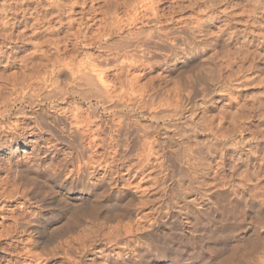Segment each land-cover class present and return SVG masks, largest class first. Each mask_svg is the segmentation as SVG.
Masks as SVG:
<instances>
[{
	"label": "bare ground",
	"instance_id": "obj_1",
	"mask_svg": "<svg viewBox=\"0 0 264 264\" xmlns=\"http://www.w3.org/2000/svg\"><path fill=\"white\" fill-rule=\"evenodd\" d=\"M185 1L188 5L184 4ZM223 1L177 0L169 5L168 10L161 8L163 0L4 1L0 8V38L7 33L9 42L17 37L16 41L21 43L22 48L31 44L37 48L34 49L37 51H30L32 56L28 54L24 59L21 58L22 66L26 67L31 63L30 60L32 63L36 59L55 60L52 68L48 72L45 70L44 74L47 73V76L43 75L44 79L37 80V85L35 80L32 85L30 82H24V85L21 83L23 81L20 82L22 89L19 88L23 95L20 99L25 101L24 107L17 108L16 112L8 98L5 101L9 104L4 100L0 102V105L5 103L0 107V153L10 143L18 141L28 147L38 144L39 139L33 138L36 135L35 130L40 133L48 132L51 137H56L55 141L60 140L61 143L79 141L81 147L71 161L69 160L73 164V172L65 171L66 167L56 170L52 164H47L49 162L35 159L37 157L34 158L35 161H30L33 159L29 150H25L27 147L23 149V157L5 163L1 162L3 159L0 161L1 225L9 219L13 221V229L4 226V231L0 230V237L4 239L3 236L7 237L12 233L27 232L23 250L19 251L22 253L21 260L13 263L10 259L9 264H46L51 258L57 263L61 259L60 264H192L194 261L191 258H195L199 264H264L263 52L258 49L253 51L257 61H251L250 66L243 69L246 83L239 84L237 81L241 77H232V87L229 88H240L243 97L240 113H234L236 115L232 119L230 118L233 114H229L231 127L224 128L227 126L219 125L220 128L215 130L208 123L207 117L197 116L194 108L196 93L199 91L193 84L186 85L185 76L179 80L180 85L169 87L172 78L181 76L185 68L191 66V61L195 60L191 51L194 48L193 43L198 39L196 32H205L201 42L213 44L218 49L227 45V40L222 36L224 29L213 38L205 31L208 19L202 15L205 12L210 17L214 16ZM248 1L241 0L247 4ZM32 3H37L34 8L31 7L33 11L29 10L32 15L41 19L51 16L59 18V26L49 29L46 27L49 36L44 40L41 38L45 37V31L33 34L37 30H32L33 35L26 36L25 30L29 28V24L25 22V13ZM189 6L195 12L191 20L176 17L177 8L183 10ZM230 7L226 6L223 10L229 17L234 16L232 9L228 10ZM20 11L24 13L20 16L24 17L20 18L24 19L20 20V24L25 22V29L21 28L19 31L17 14ZM36 19L34 22L38 21ZM255 27L261 25L256 22ZM64 28L69 30H66V34ZM62 32L64 38L60 36ZM70 36L75 38L72 55L68 54V43L74 40ZM44 45H52L54 51H51V47L44 48ZM75 45L78 46L77 52ZM78 49L85 52L82 56L84 61L80 60L77 65L74 62L78 57ZM67 54L71 56L67 57L69 61L64 60ZM5 57L6 52L0 49V58ZM38 60L35 63L43 66L44 62L38 64ZM163 65L166 68L158 72L157 81L147 76L150 80L145 88L142 87L145 84H137L150 68ZM70 66L74 68L70 69ZM136 70H140V74L132 72ZM126 71L131 76L129 80L130 76L126 74L128 77L125 78L129 80L125 79L127 82L121 76ZM37 72L39 71L31 72V76ZM114 72V79L110 81V73ZM17 84L18 82L15 85ZM41 84L49 89L40 95V91L45 88ZM140 85L143 88L140 96L124 94L126 89L132 90L134 94L138 93ZM25 88H30L31 92L27 99ZM2 94L4 93L0 95ZM3 96L0 99H4ZM78 99H81L80 104ZM69 101L72 102L67 107L65 104ZM82 102L88 106H83ZM72 103L78 104L79 108ZM45 104H49L51 108L47 112ZM26 107L31 109L27 110ZM23 119L25 122L29 121V126L33 125V130L20 131L24 124ZM101 135L104 145L114 149V157L111 158L117 162L118 170L113 173L114 177L106 179L104 175L95 182L91 175L98 171L99 165L94 164L95 168L92 166L94 169L90 171L87 164L89 161L86 162V159L87 152L91 151L90 148L97 141L94 138ZM200 136H204V140L196 143L203 149L200 151L207 155L203 157L198 153L203 158H212L219 152L223 156L229 148L232 147L235 151L239 148L234 163H230L233 179L230 178L228 188L222 191L210 189L209 194L201 193V197L196 198L197 204L190 203L191 211L188 213L192 217L188 218L193 227L187 234H183L180 228L167 231L168 223L163 221L164 207L160 206L161 212L156 216H139L136 210L154 200L146 198L142 201L139 199L140 203L137 202V195L130 188L134 185L130 179L146 173L165 187V181L175 178L176 173L188 172L189 162L192 161H189L192 159L190 155L194 151L189 149V154L180 153L187 142ZM84 138L87 139L88 147L83 144ZM198 157L195 158L199 160ZM201 157L200 160L203 159ZM143 239L152 241L151 249L141 248L139 245L136 254L127 251L132 243L140 244ZM185 245L194 246L190 252L193 255L191 258L183 257L189 254ZM217 256H220L219 259Z\"/></svg>",
	"mask_w": 264,
	"mask_h": 264
},
{
	"label": "rangeland",
	"instance_id": "obj_2",
	"mask_svg": "<svg viewBox=\"0 0 264 264\" xmlns=\"http://www.w3.org/2000/svg\"><path fill=\"white\" fill-rule=\"evenodd\" d=\"M4 1L5 0H0V8L3 6L2 4L4 3ZM175 1H177V0H163L164 3L162 4L161 8H163L165 10H168L169 7L171 5H173V3H175ZM32 4H29L30 8H29V6H27L29 9L25 13V16L27 18V21H25V22H28V24H29L28 27L31 28V29L27 28L25 30L26 33H27L26 36H31V35H33L36 32L38 33L40 31L41 32L45 31L46 33L43 32L45 37L42 36V38H41V40H44V39L48 38V36H49V34H47V32H49V31H47L49 28H51L53 26H59L58 25L59 24L58 23L59 18H57L56 16H51V17H47L46 19H41L40 17H36L34 14H33L34 15V17H33V15L31 14V12L33 11L31 9V7L34 8L33 6H36L37 3H32ZM89 4H91V3L89 2ZM184 4L188 5V3L186 1L184 2ZM45 6H47V5H45ZM226 6H231L232 7V8L230 7L228 10L232 9L231 13H233L234 16L229 17V16H226L224 14L223 10L225 9ZM39 7H41V6H39ZM39 7L37 6V8H39ZM30 9L32 11H29ZM192 9L193 8L190 7V6L185 8V9H183V10L177 8L176 12H175V15H176L177 18H180V19H184V20H187V21L191 20L192 17H193L192 15H194V13H195V12H193ZM218 9L216 10L215 15L212 16L213 18L210 17L205 12H203L202 15L206 16L205 19H208V25H206L207 26L206 27L207 30L205 29V31H208L210 33L211 38H213V37L216 36V34L218 32H220L221 29H224L225 31L222 30L224 32L222 34V36L227 40V45L224 48H222V49H218L213 44H212L213 45L212 46L211 44H206L203 41L201 42L205 32L204 31L196 32L197 33L196 39L197 38L198 39L196 40V42L193 43V47L195 49L192 48L193 51H191V53L195 57L196 61L193 59L191 61L192 63H190L191 66L185 68V71L183 73L184 75L183 74L181 76L180 75H176L174 78H172V81H170L171 83L169 84V87L174 86V85H180L181 81L179 82V80H182V76H185L186 77L185 78L186 79V85L188 86L190 84H193L196 87V89H198V91H199L198 93H196L197 94L196 106L194 108L195 111H197V116H202L204 118L207 117L208 118V123L211 126H213L215 128V130L220 128L219 125H221V127L227 126V127H224V128L231 127L230 124L232 122L230 121V119H232L233 116L236 115L234 113L237 112V114H239L240 111H241V109H240L241 106L240 105L242 103V97L243 96H242V93L239 91L240 88H239V90L238 89L237 90L236 89L232 90L231 88H229L231 86V82H232L233 78H235V77L240 78L241 77L240 81L238 80L237 83H239V82H240L239 84H241L243 82L246 83V81H245V77L246 76L243 75V71L245 69H247L248 66H250L249 64H251L253 62V60L257 61L256 58H254L255 57L254 52L258 49V50L261 51V53L263 52L262 54L264 55V38H263L264 37V0H254V1L253 0H251V1L249 0L248 4L247 3H242L241 0H224L220 4V7H218ZM77 11H78V9H77ZM27 12L29 14H27ZM19 13L17 14V20L19 21V22L17 21V23H18L17 29L18 30L19 29L22 30L24 28L23 26H24L25 22L23 23V25L20 24L21 21H24V19H20V18H24V17H20V16H23L24 13L22 11H20ZM35 19L38 20V21L34 22ZM30 20H32V21H30ZM44 20L47 21V22H45ZM49 20H51V21L49 22ZM42 21H43V23H42ZM38 22H40V25H39ZM256 22H258L261 25V27L256 28L255 27V23ZM11 23H12V21H10V24ZM49 25H51V26H49ZM40 26H41L42 30L40 29ZM18 30H16L15 34L18 33ZM32 30L33 31L37 30V31L33 32ZM66 30H67V28L66 29L64 28V33L65 34H66L67 31H69V30H67V31ZM212 31H213V33H212ZM32 32H33V34H32ZM3 33H6V32H3ZM62 33H61L60 36H62L64 38L65 37L64 33H63V35H62ZM6 34H2L3 36H2V38H0V40H1L0 49L4 50L6 52V57L5 58H0V60H1L0 61V78H1L0 79V88H2V89H0V92L2 91L5 94V95L4 94L0 95V96H3V95L5 96V97L3 96L4 99H0V102L2 100H4V102L8 103V104L10 102L14 106L13 107L14 111L17 112V108H20L21 106L22 107L25 106V101H21V99H20L23 96L22 95V90H21L22 89V85L20 84V82L23 81V82H21L22 84L24 82L29 84V82H30L31 85L34 84V83L37 85L38 82H39L37 80H40L39 78H41V80H42L43 75L45 76V74H47V73L44 74L45 70H47L46 72H48L50 70L49 68H52V65H53L52 63H53V61L55 59L54 60L51 59V60H48V61H47V59H44V61H39L38 59H36V60H38V64H41L39 62H44L43 66L37 65V63H35L36 60H34L33 63H32V60H30L31 63H29L30 61H28L29 64L26 67H23L22 63H21V58L24 59V56H26L28 54H31V56H32L33 54L30 51H32V52L37 51V50H34V49H37V48H35V46L33 44L28 45L29 47L27 46L26 48L25 47L22 48L20 46L21 43L16 41V40H18L17 37L12 42H9L8 39H7L8 36ZM4 35H6V37ZM70 38L74 39V40L70 39L72 43L71 42H70V44L68 43V45H69L68 54L72 55V53L74 52L73 51L74 50L73 43L75 42V38H74V36H72V37L70 36ZM41 40L39 42H41ZM67 41H69V40L67 39ZM62 45H63V43H62ZM45 47L46 48H50L51 47V49H52L51 51H54V48H53L52 45H50V46H45L44 45V48ZM70 47H72V48H70ZM77 48H78V46L75 45V52H77ZM253 48H256V49H253ZM5 49H7V50H5ZM70 49H71V51H70ZM11 51H12V54L10 53ZM92 51H94V50H92ZM83 52H85V50L78 49V57H77L76 61L73 60V62L75 61L74 62L75 64L77 62V65H78V62L80 60H81V62L84 61L83 60L84 58H82V56L84 54ZM68 54H67V56L66 55L64 56L65 57L64 60H66V59H67V61L70 60V59L68 60V58H70L71 56L69 57ZM11 56H12V59H10ZM8 57H10L9 58L10 60L8 59ZM19 57H20V59H19ZM31 58H29V59H31ZM33 58H35V56H33ZM7 59H8V61H7ZM18 59H19V62L21 64L18 62ZM11 61L14 62V63H11ZM8 62H10V63H8ZM29 65H32L33 67L29 66ZM163 66H155L154 69L150 68L148 70L147 74L144 77H141L139 79L137 84H141V85L145 84V85L142 86L143 88H145V86H147V84H148V82H147L148 80H150L152 78L153 79L155 78V80L156 79L158 80V78H157L158 72H160V70L162 71L164 68H166L165 66L164 67ZM28 67H30V68H28ZM34 67H36L35 70H34ZM72 68H74V67L70 66V69H72ZM22 69H23V72H22ZM24 70H26V72H24ZM35 71H39V72H37L36 74L34 73L35 75L31 76V74H33L31 72H35ZM113 71L114 70H112V72ZM115 72L114 73H110V77H109L110 81L114 77L113 75L115 74ZM132 72H134V74H140L141 71L140 70H136V71H132ZM123 73L125 75L121 74L122 78L124 80L125 79L127 80L129 78V80H130L131 76L128 74V72L126 71V72H123ZM126 74L129 75L130 77H128ZM134 74L132 73V75H134ZM232 75H234V76H232ZM125 77H128V78H125ZM26 78H27V80H26ZM123 79H121V80L123 81ZM129 80H127V81H129ZM33 81H34V83H33ZM17 82H18V84H17L18 86L15 85ZM27 84H25V85H27ZM41 85H40V88L42 89ZM141 85L138 86V88H141ZM42 86L45 87V88L40 91V95L43 94V91L47 92L48 89H49V88H46V86H44V85H42ZM37 87H39V86H37ZM143 88H141L140 91L138 93H135V94H134V92H131L132 90H128L127 91V89H126V90H124L125 91L124 94L125 95L127 94V96H132V97H136L137 96L138 97V95L139 94L141 95V93L143 92L142 91ZM25 90H26L25 98L27 99V98H29V94L31 92H30V88H25ZM187 90L188 89H186L185 92H187ZM202 90H204V92H202ZM230 90H231L233 95L231 94ZM128 93L129 94L132 93L133 95L132 94L129 95ZM6 95H10V96H6ZM6 98H8L9 102L5 101V100H7ZM11 100H12V102H11ZM71 102L72 101H69L65 105L68 107V105ZM77 102H79V104H80L81 99H78ZM5 103L1 104L0 107L1 106L3 107ZM198 103H199V105H198ZM45 105H46L45 107H46V112H47V110L49 111L51 108H50L49 104H45ZM72 105L76 106V108L77 107L79 108L78 104L75 105V104L72 103ZM83 106L87 107L88 105L83 103ZM26 108H27V110L31 109L30 107H26ZM34 109H36V108H34ZM229 114L230 115L233 114L231 116V118L229 117L230 116ZM20 119H22V118H20ZM49 119H52V117H49ZM22 121H24V119ZM26 122L25 121L23 122L24 124L21 125L20 131L21 130L23 131L25 129H26L25 130L26 132L33 130L31 128L33 125L29 126L28 125V124H30L29 121H26ZM222 122H223V124H222ZM226 122H228V123H226ZM28 126L30 127V129H28L29 128ZM34 134H36V135H34ZM34 134H33L34 136L32 135L33 138L35 140L39 139L38 140V144H34V146L31 144L33 147H35L34 149H32L33 147H28V146L24 145L21 141L14 142V144L10 143V145L6 146V149H4V151H2L0 153V155H1L0 156V161L3 159L1 162L5 163V162H7L9 160H17L18 158L23 157V155H24L23 149L25 147H27L25 150H29V153L32 156L31 159H33V160H30V161L33 162V161H35V159L40 158V160L43 161L44 163L49 162L47 164H52V166L56 170H61L63 167H66V169H64L65 171L66 170L69 171V172H71V171L73 172L74 171L73 168H72L73 164L71 162L69 163V160L71 161L73 155H76L75 152L78 153V150L81 149L79 141H77V142L72 141V143H69V144H72L74 146L73 147L72 145L69 146L68 143H61L60 140H56L55 141L56 137L54 138L53 137L54 135H52V137H51V134L48 133V132L47 133L46 132H44V133L41 132L40 133L39 130H35ZM39 135H40V137H39ZM98 137H97V139L94 138L95 141L97 140L96 142H94L95 146L93 145L94 147H91V148L89 147L91 149V151L87 152L88 153L87 154L88 157L86 159V162L87 161L90 162V163L87 162V164H89L88 166L91 167V169L89 167L90 171H92L95 168L94 167L95 165H99L98 168H97L98 171H96L95 173H93L91 175V179L93 181H95V182L98 181L99 179H101L104 175H105L106 179H107V177L108 178L111 177V176L114 177V174L118 170V166L116 164L117 162H114L113 159H112L114 157V149L112 147L108 146L107 144L104 145V142H102V140H101L103 135H101V137H99V138ZM203 137L204 136L193 138L189 143L187 142V145H185V147L188 146L187 148L183 147V149L181 150L183 152H181L180 154H185V152L186 153H188V152L190 153L191 150H189V149H192V151H194L192 153V155H190V158H192V159H190L189 161H191V160L192 161L189 162V165H188V168H187L188 172L183 171L185 173L184 175H183V172H181L182 175L176 173L177 175L175 174V176H176V177L174 176L175 178L168 179L167 180L168 182L165 181L166 183L164 182L165 183V187L163 186L164 184H161V182H159L160 185L158 183H156L157 180L151 179L150 178L151 176L148 177V175L146 173H144V176L146 174L145 177L142 175V176L137 177L136 179L135 178H131L133 180L130 179V181L133 182L132 184H134V185H131L132 187L130 186V188H132L133 189L132 191L134 193H136V195H137L136 196V198H137L136 201L137 202L140 203V200L142 201V200H144L146 198L150 199V200H154V202H151V203L147 204L146 206H144L143 208L141 207L139 210H136L137 211L136 213H138L139 216L144 217V215H146V214L149 215L150 217L156 216V215H158L159 212H161L160 211V206L164 207V213L165 214H164V217H163V221L168 223V227L169 228L167 227V231L169 230L171 232V231H173L175 229H179L180 228V230L181 229L183 230V231L181 230V232L183 234H187V232H189L190 228L193 227L192 222L189 220L192 217L191 213H188V212L191 211L190 210L191 209L190 208V203H193V204L196 203L197 199H199L201 197V193L202 194H209L210 189H218V190L222 191V190H226L228 188L229 181L231 179H233V177L231 176L230 168H231V165L234 163V161L236 159L235 156H237V152H239V148H237V150H236L237 152H236L235 149L231 147L232 149L229 148L226 151L225 155L221 156V153L219 152V154L216 153L215 155H213L212 158L209 157V159H210L209 160L207 157L203 158L204 155H206V153L204 151H200L202 148H199V147H201L200 144L196 143L199 140H200L199 142L204 140ZM4 139H6V138H4ZM84 141L86 143L83 142V144L86 147H88L87 146V139H85ZM195 143L198 144V145H196ZM36 147L37 148L39 147V148L37 149ZM76 147H79V148L76 149ZM197 150H199V151H197ZM198 153H200L201 156H203V157H201ZM202 153H203V155H202ZM198 156H200L201 159L202 158L203 159L200 160V157H198ZM35 157H37V158H35ZM195 157H198V159L200 161L197 160ZM89 158H90V160H88ZM106 159H107V161H106ZM230 163H231V165H230ZM58 164H60V165H58ZM55 165H58L57 167L59 169L57 167H55ZM61 165H64V166H61ZM92 166L94 168H92ZM178 166H179V164H178ZM60 167H62V168L60 169ZM189 167H190L191 170L189 169ZM189 172L192 173V176H191V174ZM66 173H68V172H66ZM109 174H110V176H109ZM183 176H184V178H183ZM128 177L126 176V178H128ZM189 180H191V181L193 180L192 183ZM189 183H190V185H189ZM170 186H171V188H170ZM163 189H164V191H163ZM139 203H137V204L139 205ZM138 205H136L135 208H137ZM141 206H142V204H141ZM196 207L198 208L199 206H196ZM44 210L45 209H42V211H44ZM166 214H167V216H166ZM173 216L176 219H174ZM177 216H179V217H177ZM171 217H173V219ZM188 217H190V218H188ZM177 218H179V221L177 220ZM1 221H3V217L0 214V230H1V232L4 231L5 227L6 228L13 227L12 226L13 225L12 219L7 220L3 225H1ZM12 229L13 228H11V230ZM7 237L3 236L4 239H2V237H0V240L2 241L0 243V248H1L0 249V261H1L0 264H9V260L10 259H11L10 261H12L13 263L16 262L17 260H21L22 253H19V251L22 252V250H23L24 243L26 242L24 240H26L27 232H23V234H21V233H12L11 235H9ZM22 242H23V244H22ZM142 243H144V244H142ZM142 243H140V244L139 243L136 244L135 242L132 243V245L129 247V249L127 251H129V253L136 254L137 253V248H139V245H140L141 248L147 247L149 249H151L152 246H153L152 241L148 240V239H143ZM185 246L187 247V250H186V247H184V249L189 254L183 255V257L184 258H187V257L191 258L193 255L190 254V252L192 251V248L194 246H192V247L190 245H188V246L185 245ZM8 247H9V249H7ZM12 248L14 249L13 252H12V250H13ZM10 252H12V253H10ZM11 256L13 257V259H12ZM218 257H220V256H217V258ZM6 260H8V261H6ZM53 260H54L53 258L49 259V261L46 264H48V263L49 264H56L57 262L55 260L54 261ZM190 260H192V262L194 261L192 264H199V262H197L195 260V258H191ZM54 262H56V263H54ZM60 263H61V259L58 260L57 264H60Z\"/></svg>",
	"mask_w": 264,
	"mask_h": 264
}]
</instances>
